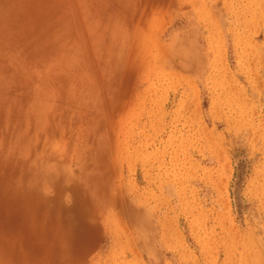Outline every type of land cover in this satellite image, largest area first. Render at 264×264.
I'll list each match as a JSON object with an SVG mask.
<instances>
[{"label": "rangeland", "instance_id": "obj_1", "mask_svg": "<svg viewBox=\"0 0 264 264\" xmlns=\"http://www.w3.org/2000/svg\"><path fill=\"white\" fill-rule=\"evenodd\" d=\"M0 264H264V0H0Z\"/></svg>", "mask_w": 264, "mask_h": 264}]
</instances>
